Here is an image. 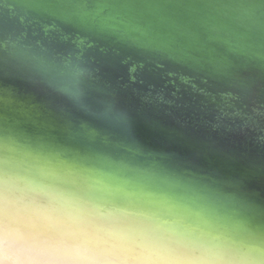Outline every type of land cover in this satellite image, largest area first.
Instances as JSON below:
<instances>
[{"label":"clouds","instance_id":"9594fccd","mask_svg":"<svg viewBox=\"0 0 264 264\" xmlns=\"http://www.w3.org/2000/svg\"><path fill=\"white\" fill-rule=\"evenodd\" d=\"M33 59L66 109L48 131L0 119V264H264V201L147 147L79 64Z\"/></svg>","mask_w":264,"mask_h":264},{"label":"water","instance_id":"95a60500","mask_svg":"<svg viewBox=\"0 0 264 264\" xmlns=\"http://www.w3.org/2000/svg\"><path fill=\"white\" fill-rule=\"evenodd\" d=\"M0 29L173 132L264 155V0H0Z\"/></svg>","mask_w":264,"mask_h":264},{"label":"bare ground","instance_id":"6f19581e","mask_svg":"<svg viewBox=\"0 0 264 264\" xmlns=\"http://www.w3.org/2000/svg\"><path fill=\"white\" fill-rule=\"evenodd\" d=\"M2 41L7 43L5 49L2 48ZM24 41V37L0 29V119L7 118L33 131L52 130L61 122L66 101L53 91L46 77L36 70L33 58L62 62H58L55 57L51 60L44 56L38 50L37 43L31 46L24 44ZM59 52L54 51L52 55ZM102 78L103 75L97 80L86 78L89 81H86L89 101H114L128 113L133 133L143 144L156 150L175 153L182 161L204 171L236 179L257 200L264 201L263 151L257 148L259 152L256 153L254 148L249 150L243 146L236 150L226 146V143L213 146L207 137L192 140L182 130L173 132L171 130L176 128L173 124L144 116L137 107L133 108L117 99L120 97L106 90L101 83L106 81Z\"/></svg>","mask_w":264,"mask_h":264}]
</instances>
